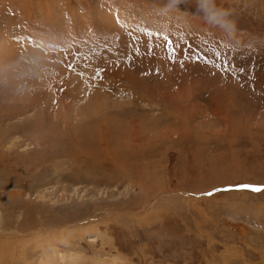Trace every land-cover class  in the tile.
Here are the masks:
<instances>
[{
    "label": "rangeland",
    "instance_id": "1",
    "mask_svg": "<svg viewBox=\"0 0 264 264\" xmlns=\"http://www.w3.org/2000/svg\"><path fill=\"white\" fill-rule=\"evenodd\" d=\"M216 2L235 35L209 0H0V264H264V0Z\"/></svg>",
    "mask_w": 264,
    "mask_h": 264
},
{
    "label": "clouds",
    "instance_id": "2",
    "mask_svg": "<svg viewBox=\"0 0 264 264\" xmlns=\"http://www.w3.org/2000/svg\"><path fill=\"white\" fill-rule=\"evenodd\" d=\"M233 12V9L218 6L216 0H209L208 8L205 11V18L211 24L219 27L223 32L229 35H235L237 27Z\"/></svg>",
    "mask_w": 264,
    "mask_h": 264
},
{
    "label": "snow or ice",
    "instance_id": "3",
    "mask_svg": "<svg viewBox=\"0 0 264 264\" xmlns=\"http://www.w3.org/2000/svg\"><path fill=\"white\" fill-rule=\"evenodd\" d=\"M139 30L144 32L148 37H152L153 35H156V36H161L162 35L164 41L167 42V49H168V52H169V58L170 59H174V56L172 55L173 52H174L173 42L169 38L168 30H159V29H157V30H155V32L153 30H151L150 28H141ZM179 36H180L181 39L184 38V34L183 33H179ZM236 187L242 188V189H250L252 191H261L262 189H264V186L247 185V184L237 185ZM208 195H211V193H208Z\"/></svg>",
    "mask_w": 264,
    "mask_h": 264
}]
</instances>
